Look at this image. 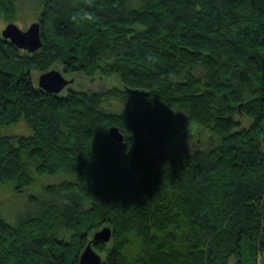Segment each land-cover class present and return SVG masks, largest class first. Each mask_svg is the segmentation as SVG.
I'll use <instances>...</instances> for the list:
<instances>
[{"label": "trees", "instance_id": "trees-1", "mask_svg": "<svg viewBox=\"0 0 264 264\" xmlns=\"http://www.w3.org/2000/svg\"><path fill=\"white\" fill-rule=\"evenodd\" d=\"M27 5L42 46L0 36V128L31 133L0 134V185L70 177L0 216V264H78L103 227L102 264H264V0H0L1 20ZM57 66L119 84L46 94L32 74Z\"/></svg>", "mask_w": 264, "mask_h": 264}, {"label": "rangeland", "instance_id": "rangeland-1", "mask_svg": "<svg viewBox=\"0 0 264 264\" xmlns=\"http://www.w3.org/2000/svg\"><path fill=\"white\" fill-rule=\"evenodd\" d=\"M132 1L135 2V0ZM29 9L31 7L27 5L24 9L20 10L17 21L10 23L16 24L19 29L26 30L33 22L32 19H34L32 13H29ZM7 24L0 18V34ZM52 70L62 72V68L58 66L52 68ZM40 74L33 72L32 78L34 85H37V78ZM65 77L69 79L68 76ZM116 83H118L116 78L96 77L93 80H86L85 78L78 77L72 85L67 86L60 94L64 95L68 90L102 92L115 86ZM103 108L110 112L118 113L123 110V105L111 102L105 103ZM30 133V129L24 120L19 121L16 125L0 128V134L6 137L28 136ZM31 175L34 181L21 192H17L14 189V184L0 185V216L9 224H15L21 217L35 212L39 208L42 200H46L48 195L44 192L45 187L57 185L70 177L63 173L38 175L34 170L31 171Z\"/></svg>", "mask_w": 264, "mask_h": 264}, {"label": "water", "instance_id": "water-1", "mask_svg": "<svg viewBox=\"0 0 264 264\" xmlns=\"http://www.w3.org/2000/svg\"><path fill=\"white\" fill-rule=\"evenodd\" d=\"M0 36L4 40L9 41L15 48L28 53H34L42 46L40 25L38 22L31 23L26 30L19 29L14 23H8L2 30ZM72 84V79H67L62 72L57 70H49L41 73L37 78V87L44 93L50 95H58L67 86ZM109 133L116 142L120 143L123 140V135L116 127H111ZM111 236L112 230L108 227H103L96 231L82 250L78 264H102L103 259L94 250L93 245L98 242L108 243Z\"/></svg>", "mask_w": 264, "mask_h": 264}, {"label": "clouds", "instance_id": "clouds-1", "mask_svg": "<svg viewBox=\"0 0 264 264\" xmlns=\"http://www.w3.org/2000/svg\"><path fill=\"white\" fill-rule=\"evenodd\" d=\"M89 6H91V5H89ZM85 18L88 19V20H93L94 19V15L93 14H86Z\"/></svg>", "mask_w": 264, "mask_h": 264}]
</instances>
